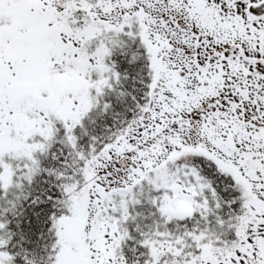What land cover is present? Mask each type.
Listing matches in <instances>:
<instances>
[{
	"label": "snow or ice",
	"instance_id": "1",
	"mask_svg": "<svg viewBox=\"0 0 264 264\" xmlns=\"http://www.w3.org/2000/svg\"><path fill=\"white\" fill-rule=\"evenodd\" d=\"M0 264H264V0H0Z\"/></svg>",
	"mask_w": 264,
	"mask_h": 264
}]
</instances>
